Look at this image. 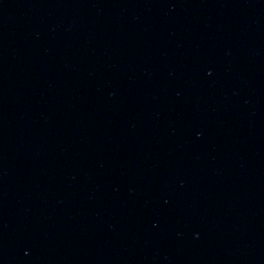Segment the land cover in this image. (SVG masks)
<instances>
[{"label":"water","instance_id":"water-1","mask_svg":"<svg viewBox=\"0 0 264 264\" xmlns=\"http://www.w3.org/2000/svg\"><path fill=\"white\" fill-rule=\"evenodd\" d=\"M0 264H264V0H0Z\"/></svg>","mask_w":264,"mask_h":264}]
</instances>
